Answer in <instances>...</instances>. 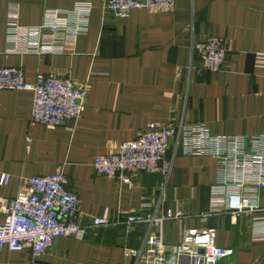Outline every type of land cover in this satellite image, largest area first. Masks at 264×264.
I'll use <instances>...</instances> for the list:
<instances>
[{"label":"crops","instance_id":"crops-1","mask_svg":"<svg viewBox=\"0 0 264 264\" xmlns=\"http://www.w3.org/2000/svg\"><path fill=\"white\" fill-rule=\"evenodd\" d=\"M78 3L92 5L89 30L63 54H7L12 13L20 27H37L46 11ZM211 37L227 48L217 73L204 71L192 54L193 44ZM257 54H264V0H174L168 12L137 9L127 18L107 13L102 0H0V65L22 68L30 83L40 75L68 76L86 92L82 117L52 128L30 124V93L0 92V176H9L0 186V223L3 204L22 179L61 171L78 195L79 223L91 227L93 218L107 214L111 225L91 228L83 240L55 239L34 264H132L127 251H139L154 230L127 226L125 217L167 211L183 218L162 225L166 245H177L184 229L210 228L218 247L233 252L218 264H264V226L253 227L264 213L222 209L215 157L187 155L176 138L166 176L141 173L127 185L96 175L92 166L151 123L205 125L208 136L195 143L207 147L210 137L264 136V73L254 66ZM259 194L263 206L264 190ZM207 213L205 221L199 218ZM0 264L33 262L27 250H0Z\"/></svg>","mask_w":264,"mask_h":264},{"label":"built area","instance_id":"built-area-1","mask_svg":"<svg viewBox=\"0 0 264 264\" xmlns=\"http://www.w3.org/2000/svg\"><path fill=\"white\" fill-rule=\"evenodd\" d=\"M173 4L174 0H102L103 9L116 18H127L137 9L168 12ZM91 11L90 3L75 4L71 10L46 11L42 24L30 28L20 27L12 13L7 27V54H63L67 46L88 33ZM192 54L202 69L211 73L220 72L227 61L226 44L215 37L193 44ZM254 66L264 73V54L255 56ZM2 91L31 94V125L58 127L78 121L85 109V87L77 86L68 76L40 75L30 83L25 80L22 68L0 65ZM207 136L208 129L202 124L176 127L151 123L137 132L134 140L123 142L117 152L97 156L92 166L96 175L116 178L127 185L141 173L166 176L172 165L168 159L170 145L179 138L185 154L217 159L221 181L215 191L221 196L223 210H232L234 214L264 213V205L259 204V192L264 190V136L210 137L211 147L195 143ZM8 180L9 176L1 175L0 186H5ZM78 205V195L68 189V180L61 171L22 179L15 197L3 204L5 219L0 223V250L11 253L27 250L34 264L49 252L55 239L83 240L91 228L111 225L107 214L93 218L91 227L81 225ZM210 213L199 218L205 221ZM182 218L172 211L140 217L127 215V226L145 224L154 230L139 251H127L132 264H218L232 255L231 250L218 247L217 232L210 228L184 229L177 245H166L162 225ZM253 221L256 232L258 227L263 228L264 217Z\"/></svg>","mask_w":264,"mask_h":264}]
</instances>
